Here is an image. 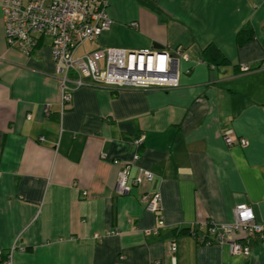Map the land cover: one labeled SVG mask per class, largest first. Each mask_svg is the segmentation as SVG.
Returning <instances> with one entry per match:
<instances>
[{
  "label": "crops",
  "instance_id": "obj_1",
  "mask_svg": "<svg viewBox=\"0 0 264 264\" xmlns=\"http://www.w3.org/2000/svg\"><path fill=\"white\" fill-rule=\"evenodd\" d=\"M108 13L109 29L75 55L180 47L188 59H178L177 87L82 85L62 109L50 39L29 55L9 47L0 6L3 252L17 247L13 264H264L259 235L248 256L200 241L201 223L232 222L241 203L264 224V0H109ZM247 24L253 38L238 46ZM208 45L220 54L210 53L211 63ZM114 161L129 165L127 194L116 193ZM142 170L152 181L133 184ZM153 192L165 224L145 235L157 213L141 197Z\"/></svg>",
  "mask_w": 264,
  "mask_h": 264
},
{
  "label": "built area",
  "instance_id": "obj_2",
  "mask_svg": "<svg viewBox=\"0 0 264 264\" xmlns=\"http://www.w3.org/2000/svg\"><path fill=\"white\" fill-rule=\"evenodd\" d=\"M0 6L9 47L29 55L37 47L40 38L50 39L51 57L60 73L62 109L71 101L73 90L82 85L121 89L177 87L178 59H188L180 47L133 50L105 47L76 56L75 51L82 42L94 40L111 26L109 0H0ZM130 26L136 27L137 23L132 22ZM248 70L249 67H242V71ZM224 140L228 145L234 143L235 137L231 130L225 131ZM141 142L142 138L135 140L137 146ZM239 143L244 146L247 141L240 138ZM138 158L139 155L135 153L132 161ZM118 164L120 169L115 190L117 194L123 195L131 189L127 170L129 165L126 162ZM152 179L151 171L142 170L131 182L142 185ZM141 199L147 211L157 213L156 225L141 231L145 235L158 234L165 224L161 214V195L158 192L145 193ZM233 213L232 222L201 223L200 228L205 229V234L200 237V241L228 245L232 254L248 256L251 253V238L259 235L264 239V224L255 220L252 208L246 203L236 205ZM190 232L196 234L194 229H190ZM16 249V246H12L4 253L0 247V264H13ZM168 250L170 253L176 251L174 241L169 243Z\"/></svg>",
  "mask_w": 264,
  "mask_h": 264
},
{
  "label": "trees",
  "instance_id": "obj_3",
  "mask_svg": "<svg viewBox=\"0 0 264 264\" xmlns=\"http://www.w3.org/2000/svg\"><path fill=\"white\" fill-rule=\"evenodd\" d=\"M252 38H253V29L249 24L243 26L236 34V42L238 46L245 44L246 42L250 41ZM213 51L216 52L217 55L219 54L213 45H208L204 50V55H206L205 60L210 63L211 61L214 62L213 59L214 55L210 57V53H212ZM218 56H220V54ZM225 62H226V58L221 56L220 61H218V63H225Z\"/></svg>",
  "mask_w": 264,
  "mask_h": 264
},
{
  "label": "water",
  "instance_id": "obj_4",
  "mask_svg": "<svg viewBox=\"0 0 264 264\" xmlns=\"http://www.w3.org/2000/svg\"><path fill=\"white\" fill-rule=\"evenodd\" d=\"M153 47H154V48H157V49H162V48H163L162 45H160V44H156V43L153 44Z\"/></svg>",
  "mask_w": 264,
  "mask_h": 264
},
{
  "label": "rangeland",
  "instance_id": "obj_5",
  "mask_svg": "<svg viewBox=\"0 0 264 264\" xmlns=\"http://www.w3.org/2000/svg\"><path fill=\"white\" fill-rule=\"evenodd\" d=\"M85 46H87V44Z\"/></svg>",
  "mask_w": 264,
  "mask_h": 264
}]
</instances>
